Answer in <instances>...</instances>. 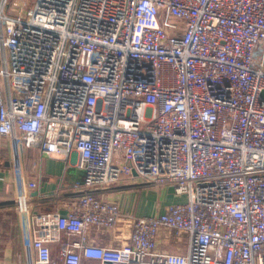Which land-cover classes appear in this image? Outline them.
Masks as SVG:
<instances>
[{"label":"built area","instance_id":"1","mask_svg":"<svg viewBox=\"0 0 264 264\" xmlns=\"http://www.w3.org/2000/svg\"><path fill=\"white\" fill-rule=\"evenodd\" d=\"M262 91L264 0H0L24 264H264ZM26 148L82 170L65 213L32 211ZM134 175L185 199L97 195Z\"/></svg>","mask_w":264,"mask_h":264},{"label":"crops","instance_id":"2","mask_svg":"<svg viewBox=\"0 0 264 264\" xmlns=\"http://www.w3.org/2000/svg\"><path fill=\"white\" fill-rule=\"evenodd\" d=\"M21 174L32 211L57 208L65 213L68 205L82 190V187L74 186L82 180L81 170L62 155H46L37 149L26 148L22 156ZM137 177L134 175L133 181L131 179L129 182L135 183L138 188H116L121 181L105 188L101 195L115 199L123 210L135 215L151 214L162 210L169 203L185 199L183 195H175L170 186L155 187L150 183L136 182ZM30 181L34 183L33 186H28ZM16 187L11 147L5 138L0 143V264H24L20 216L14 208ZM101 238L105 242L109 241L105 232ZM157 245L168 251H177L176 246L162 236H159Z\"/></svg>","mask_w":264,"mask_h":264},{"label":"rangeland","instance_id":"3","mask_svg":"<svg viewBox=\"0 0 264 264\" xmlns=\"http://www.w3.org/2000/svg\"><path fill=\"white\" fill-rule=\"evenodd\" d=\"M20 1H23V5H24V7H29L30 5H31V3H32V0H20ZM132 179V181H133V178H126V179H123V181H122V183L119 185H117L116 186V188H130V187H134V186H136L137 188H138V185H136L135 183H131L130 184V180ZM137 180L138 181H136V182H140V183H144V182H146V180H147V178L145 177H140V176H138L137 177ZM129 182V183H128ZM139 183V184H140ZM117 184V183H116ZM146 184H149V183H146ZM112 185H109L108 186V188L109 187H111ZM152 186H155L156 187V185H152ZM105 190V189H104ZM104 190H102V192L104 191ZM101 193V192H100Z\"/></svg>","mask_w":264,"mask_h":264},{"label":"water","instance_id":"4","mask_svg":"<svg viewBox=\"0 0 264 264\" xmlns=\"http://www.w3.org/2000/svg\"><path fill=\"white\" fill-rule=\"evenodd\" d=\"M261 96L264 98V91L261 92ZM82 172V170H81ZM82 175H83V172H82Z\"/></svg>","mask_w":264,"mask_h":264}]
</instances>
